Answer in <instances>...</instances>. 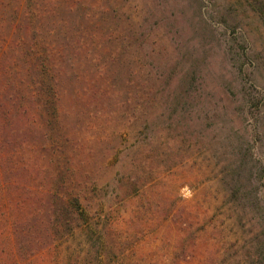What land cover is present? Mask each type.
I'll return each mask as SVG.
<instances>
[{
  "label": "rangeland",
  "instance_id": "1",
  "mask_svg": "<svg viewBox=\"0 0 264 264\" xmlns=\"http://www.w3.org/2000/svg\"><path fill=\"white\" fill-rule=\"evenodd\" d=\"M255 10L0 0V264H264Z\"/></svg>",
  "mask_w": 264,
  "mask_h": 264
},
{
  "label": "trees",
  "instance_id": "2",
  "mask_svg": "<svg viewBox=\"0 0 264 264\" xmlns=\"http://www.w3.org/2000/svg\"><path fill=\"white\" fill-rule=\"evenodd\" d=\"M248 1L249 3L254 5V7L256 8L255 11L261 16V18H263L264 17V0H248ZM31 64L34 67H36L38 73L40 74V76H42V78L38 80L36 84H39V86L42 87L43 90H45L44 94L46 95L54 94L51 83L45 77L47 76V73H48L47 70H50V69L52 70L48 58H41V55L39 57L37 56L36 58H31ZM57 97L58 96L56 94V100H57ZM22 112L24 113V110H22ZM3 188H4L3 179L0 176V218L3 215V201H2L3 197L1 194ZM63 204L65 205L66 209H69L67 210L69 214L75 215V216H78V215L86 216V212L83 209L81 202H80V198L78 197L77 194H71L70 196L65 197ZM6 238H9V236L6 235ZM0 247H1V241H0ZM187 249H188L187 245H182L180 243V246L178 247V249L172 253L173 259L178 260L181 263L185 262L186 260L184 256H185V252L187 251Z\"/></svg>",
  "mask_w": 264,
  "mask_h": 264
}]
</instances>
